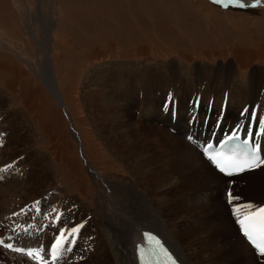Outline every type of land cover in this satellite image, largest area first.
I'll return each mask as SVG.
<instances>
[{"label":"rangeland","instance_id":"374dc122","mask_svg":"<svg viewBox=\"0 0 264 264\" xmlns=\"http://www.w3.org/2000/svg\"><path fill=\"white\" fill-rule=\"evenodd\" d=\"M215 2L0 0V129L5 134L0 165L14 164L11 161L22 156L10 169L7 180L0 183L4 232L10 220L25 215L23 221L33 223L24 232L37 233L42 230L38 223L44 221L49 210L53 222L58 219L57 228L63 227L69 233L74 226L78 229L76 236L72 235L73 248L68 238L67 250L60 249L68 256L80 251L77 257L81 260L69 263L81 264L87 251L91 252L88 263H95L103 244L107 241L106 247L110 245L107 229L113 224L110 217L115 216L113 201L133 217L150 209V198L145 196L148 192L138 183L126 156L119 153L128 128L152 131L148 124H153L160 131L175 134L178 125L172 120H180L178 113L184 109L189 129L214 118L221 120V125L240 107L237 103L229 108L232 96L238 99L251 95L261 110L264 2L252 6ZM48 8L55 21L50 53L54 81L71 124L46 83L42 68L45 55L35 41V35L41 36V26L35 23L34 15L40 9L45 14ZM134 68L159 71L158 79L153 80L159 87L141 86L140 73H131ZM167 83L169 86L162 88ZM178 92L184 94V105L175 98ZM165 99L171 100L165 104ZM144 104L146 110L141 108ZM179 129L177 136L182 137ZM169 166L160 170L161 178L167 181L165 186L170 185L174 173ZM43 169L48 170L50 179L41 176ZM249 179L246 175L234 177L241 187L238 199L264 194V186L252 192L244 190ZM175 188V201H183L179 221L184 223L185 197L189 200L190 190L185 188V179ZM154 195L161 197L164 193ZM199 196L194 202H208ZM219 196H224L223 190ZM74 201L92 210L99 207L100 214L88 213L99 220L75 218L77 223L72 224V213L69 210L67 214L64 207ZM245 202H239V210L247 209ZM103 213L105 216H101ZM120 226L119 221L112 225L119 231ZM0 241L4 243L1 237ZM2 244L4 257L0 264H33L32 258ZM236 247L242 252V247ZM106 264H121V260L115 257L114 262Z\"/></svg>","mask_w":264,"mask_h":264},{"label":"bare ground","instance_id":"6f19581e","mask_svg":"<svg viewBox=\"0 0 264 264\" xmlns=\"http://www.w3.org/2000/svg\"><path fill=\"white\" fill-rule=\"evenodd\" d=\"M220 2L252 6L264 2V0H220ZM43 13L44 12L40 9L34 15L35 23L38 22L41 26V36L38 37V35H35V41L40 51L45 55V62L42 68L43 72H45L46 83L50 87L54 96L62 100L61 93L54 81L52 59L50 55L52 40L51 31L52 27H54L55 21L49 8L45 14ZM31 31L32 33H35L33 28ZM134 69L137 72L132 70L131 73H140L139 75L144 78L142 79L141 77L140 79V76L138 78L140 79L141 86L152 89L159 87L158 83H153V80L158 79L159 71L151 70L145 72L138 68ZM175 72L176 71L173 70V73L177 74ZM119 78L120 76L118 79ZM124 78H126L125 75ZM125 81H128V79H125ZM183 81L185 83V79ZM168 86L167 83L166 87L162 88L166 89ZM178 93L179 95H175V98H180L179 103L182 105V96H184L185 93L184 91V94L180 92ZM251 98V95L246 96V98L240 97L238 99H236L235 96H232V102L228 101L229 108L237 103H239L240 107L239 109H236L230 119L222 121L219 126L217 123L219 120L214 118L213 120L208 121V123L202 122L204 124H201V126H192V128L189 129V118L186 119L185 115L187 113L184 109V111H179L178 113L180 120H172L173 124L178 125V127L174 129L175 134L170 135L167 132L160 131L158 127L156 125L153 126V124H148V127L151 128L152 131H144L140 127L128 128V135L126 134L127 137L121 138L119 153L126 156V159L131 163L130 167L132 170H130L133 172L135 178L138 179V183L142 184L143 190L148 192L145 196L150 198V209L143 211V214L141 215L137 214L136 217H133L124 212L122 207L116 201H113L112 205L115 216L112 215L110 219L113 223L112 225L119 221L121 228L119 231L118 229L115 230L112 225L108 226L109 229L107 230L110 232L109 235L111 237L109 239L110 245L106 247L107 241L103 244L102 251L97 255L95 263L106 264L110 263L111 260L114 262L116 257L121 260V264H137L135 253L136 246L139 242H142L143 231L151 230L163 237L182 264H256L258 263V260L260 264H264V255L261 257L256 255L254 249L240 234L237 222V218L249 214L264 205V194L258 197L250 194L249 198L238 199L237 195L241 192V187L239 184H236V181L234 180V177L245 175L250 176V179L245 183L246 187L244 190L252 192L255 189H259L260 186H264V165L252 167L240 174L227 177L220 173L201 151V146L209 140L216 139V141H218L231 132L241 130L245 135H252V133L255 134L253 136L255 139L254 141L262 148V159H264V106H262L260 110L259 105H257L258 101L256 100L257 102L254 103ZM149 104H151V102ZM146 105L147 104H144L141 108L146 110ZM229 108L226 107L228 110ZM126 114H130V112L126 110ZM154 116L155 115L152 114L151 117ZM182 117H185V120L183 127L179 129ZM155 119L157 120L159 118ZM226 121L228 122L227 124ZM207 125H211L212 127L209 128ZM178 129L182 132V137L177 136V133L179 132ZM189 137L192 139H189ZM167 159H170L169 164L172 165L174 169L169 186L164 185L167 181L161 178L160 171L162 169L166 170V168H170ZM41 176L44 179H50L49 172L46 169L42 170ZM141 176L144 177V179H142ZM183 179H185V188L190 190V194L188 196L189 200L185 197V221H182L184 223H181L179 221V213L183 206V201L179 203L175 201L176 192H178V189L175 188V186L178 187ZM173 187L175 189H173ZM221 190L224 192L223 197L219 196ZM158 192L161 194L164 193V195L161 197L154 195ZM186 193L187 191L185 194ZM200 193L201 196H199ZM198 196L202 200L206 199L208 202H205L206 204L194 202ZM242 201H246L245 203L248 205L245 211L238 209L240 207L239 202ZM234 203L239 206L236 207ZM64 208L67 210V214H69V210L70 213H72L70 215V218L73 221L72 224L77 223L73 220L75 218H79L78 220L85 218L88 221L89 219H93V216H90L88 213L95 212V214H100L99 207L92 210L89 207L86 208L78 201H74V203L65 206ZM229 213H231V216ZM50 214V211L47 210L43 218L44 221L41 220L44 228V230H42V237L35 235L31 238H34V241L37 238L41 241V244L44 242V245L45 243H50L51 246V242L46 241L49 238H53L52 235L49 234V232L53 230V220L51 219ZM57 215L55 214L56 218L59 216ZM174 215H179V217L174 218V220L170 219L171 216ZM101 216H105V214L103 213ZM93 220L98 221L99 218L96 219L94 217ZM57 221L58 219L55 224H57ZM73 228H75V226ZM27 234H30V232ZM236 244L242 247V252L240 249H237ZM105 249L106 252L104 251ZM107 249H109V252H107ZM86 253V259L82 261L81 264H95L92 262L88 263L89 258L91 257V252L87 251ZM11 256L15 255L11 254ZM3 257V252L0 249V258ZM67 259L68 258H66V262H63L62 264H73L67 263Z\"/></svg>","mask_w":264,"mask_h":264},{"label":"snow or ice","instance_id":"6c2138e0","mask_svg":"<svg viewBox=\"0 0 264 264\" xmlns=\"http://www.w3.org/2000/svg\"><path fill=\"white\" fill-rule=\"evenodd\" d=\"M216 2H220V0H216ZM241 6H244V5H241ZM235 138H236L235 133H233L232 136L229 137V139H235ZM189 139H192V138L189 137ZM226 143H227V141H226ZM205 151H210V149L208 147H206ZM209 159L215 161L218 166L221 165L220 160L216 156H210ZM260 165H264V159H261L257 155V153H256V151L254 149L253 151L248 153L247 159L244 161L243 165H230V166L236 167L238 169V171H244L245 170V166L248 167V168H251V167H259ZM226 170L227 169L225 167L221 166V171H226ZM259 211L261 213H264V208L259 209ZM241 223H243V221H241ZM77 231H78L77 228L71 229L70 230V235H75V233ZM62 235H63V233H62ZM249 238L251 239V236ZM68 242H70V241H68ZM253 242L255 243V241H253ZM257 246L261 249V252H264V243H260ZM8 247L11 248L12 245H8ZM17 251H21V250L17 249ZM28 255L32 256L33 253L30 251V252H28ZM52 259H53V261H55V260L58 259V257L56 255H53Z\"/></svg>","mask_w":264,"mask_h":264},{"label":"water","instance_id":"95a60500","mask_svg":"<svg viewBox=\"0 0 264 264\" xmlns=\"http://www.w3.org/2000/svg\"><path fill=\"white\" fill-rule=\"evenodd\" d=\"M60 91V90H59ZM55 99L57 100L58 104L60 105V107L63 109V111L65 112L66 116H67V119H68V122L71 124V121H70V117L68 115V112H67V109L65 108V105L63 103V100H60L58 97L54 96ZM73 129V127H72ZM74 130V129H73ZM75 131V130H74Z\"/></svg>","mask_w":264,"mask_h":264},{"label":"crops","instance_id":"0c3cea01","mask_svg":"<svg viewBox=\"0 0 264 264\" xmlns=\"http://www.w3.org/2000/svg\"><path fill=\"white\" fill-rule=\"evenodd\" d=\"M5 156V155H4Z\"/></svg>","mask_w":264,"mask_h":264}]
</instances>
